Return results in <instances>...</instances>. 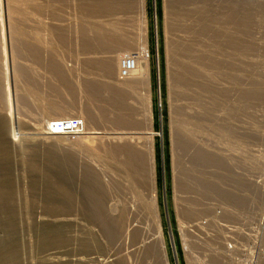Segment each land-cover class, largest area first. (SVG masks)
Instances as JSON below:
<instances>
[{
    "label": "rangeland",
    "instance_id": "rangeland-1",
    "mask_svg": "<svg viewBox=\"0 0 264 264\" xmlns=\"http://www.w3.org/2000/svg\"><path fill=\"white\" fill-rule=\"evenodd\" d=\"M183 4L0 0V264H189L180 208L264 214V0Z\"/></svg>",
    "mask_w": 264,
    "mask_h": 264
},
{
    "label": "built area",
    "instance_id": "built-area-1",
    "mask_svg": "<svg viewBox=\"0 0 264 264\" xmlns=\"http://www.w3.org/2000/svg\"><path fill=\"white\" fill-rule=\"evenodd\" d=\"M64 133H72L71 130H79L80 122L77 120H63L53 123ZM222 203H208L207 213L192 215L189 205L180 208L177 220V234L181 251L189 264H196L198 251H189L190 245L200 243L199 240L206 239L213 244L212 251H226L231 264H254L253 260L244 258L245 251H260L261 227L264 223V214L244 212L241 214L237 209H226ZM182 206V205H181ZM240 212V213H239ZM253 222L254 230L250 235V249L245 244V224ZM194 230V231H193ZM201 235V236H200ZM249 240V239H248Z\"/></svg>",
    "mask_w": 264,
    "mask_h": 264
},
{
    "label": "bare ground",
    "instance_id": "bare-ground-1",
    "mask_svg": "<svg viewBox=\"0 0 264 264\" xmlns=\"http://www.w3.org/2000/svg\"><path fill=\"white\" fill-rule=\"evenodd\" d=\"M181 2H184V4L183 5H185V7L189 4V1L190 0H180ZM196 2V1H195ZM184 7V8H185ZM183 15V18L182 19H185V21H187L188 19V13H185V14H182ZM189 21V20H188ZM186 85V84H185ZM191 85V84H190ZM81 127V126H80ZM53 128H54V130H53ZM61 131L62 130H59L55 125H52L51 127H50V133H54V132H56V133H59V134H61ZM79 130H71V132H72V134H76L77 132H78ZM62 134H66V133H64V132H62ZM209 166V165H208ZM203 173V172H202ZM205 173V172H204ZM206 178H207V176H205ZM193 178V177H192ZM195 178V177H194ZM207 179H209V178H207ZM190 180H192V179H190ZM194 182V181H193ZM201 182V181H200ZM202 187H201V186ZM199 188L201 189V190H204V191H213V192H215V193H218L219 192V190L217 189V188H215V187H213V185H212V183H208V182H204V183H199ZM245 187H247L246 185H245ZM249 188V187H248ZM196 191H197V188H196ZM202 193H204L203 191L202 192H200L199 193V191H198V193L197 194H202ZM206 194V193H205ZM238 201L240 202V203H242V204H244V198H242V199H238ZM191 204V206L190 207H193V205H194V207L193 208H195L196 206H197V204H196V202H191L190 203ZM249 205V204H248ZM244 207H245V204L243 205ZM248 212V211H247ZM157 239H159V236H157ZM161 240V239H160ZM159 240V245H160V243H161V241ZM159 251L162 253V245H160V249H159ZM163 261H164V259H163Z\"/></svg>",
    "mask_w": 264,
    "mask_h": 264
},
{
    "label": "crops",
    "instance_id": "crops-1",
    "mask_svg": "<svg viewBox=\"0 0 264 264\" xmlns=\"http://www.w3.org/2000/svg\"><path fill=\"white\" fill-rule=\"evenodd\" d=\"M56 67L54 66L53 67V70H54V74H55V76H56V73H55V71H56V69H55ZM59 76H61V73L59 74ZM63 79H64V77H63Z\"/></svg>",
    "mask_w": 264,
    "mask_h": 264
}]
</instances>
